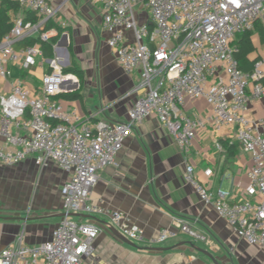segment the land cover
Here are the masks:
<instances>
[{
    "label": "built area",
    "instance_id": "obj_1",
    "mask_svg": "<svg viewBox=\"0 0 264 264\" xmlns=\"http://www.w3.org/2000/svg\"><path fill=\"white\" fill-rule=\"evenodd\" d=\"M14 1L39 20H16L0 44V80L10 85V92L0 96V165L11 168L33 157L41 168L57 165L70 179L61 189L63 218L51 240L32 246L20 236L0 252V264H87L105 225L76 219L85 215L106 220L144 248L162 247L179 235L206 242L184 221L147 238L125 212L91 201L100 172L116 165L134 129L153 116L184 148L202 131L235 130L236 141L252 162L246 193L261 202L236 201L233 191L211 192L198 181L193 165L187 166L185 180L241 239L264 249V118L249 117L251 105L264 102V58L256 60L251 72L242 71L234 58L240 33H254L258 26L264 31V0H96L110 33V49L126 75L141 70V81L134 88L140 96L128 121L93 124L57 99L80 85L76 76L64 73L59 57L47 61L51 71L43 76L38 94L21 80H10V66L28 70L36 65L42 42L54 35L50 22L58 12L48 0ZM140 10L148 11V20L140 21ZM32 32H39V43L14 48ZM198 100L207 101L210 115L186 114L187 103Z\"/></svg>",
    "mask_w": 264,
    "mask_h": 264
},
{
    "label": "crops",
    "instance_id": "obj_2",
    "mask_svg": "<svg viewBox=\"0 0 264 264\" xmlns=\"http://www.w3.org/2000/svg\"><path fill=\"white\" fill-rule=\"evenodd\" d=\"M1 2V0H0ZM58 10L53 26L56 40L47 46L36 65L28 70L10 66L11 81L21 80L34 94L39 93L43 76L50 73L48 60L59 57L65 69L73 66L84 72V80L72 92L81 98L57 99L65 109H76L87 123L128 121V112L139 94L134 88L141 81V70L128 76L108 45L110 33L104 29L101 4L96 0H48ZM28 10L22 9L13 18L25 20ZM140 21L148 20L147 10H140ZM61 23H64L63 27ZM258 30V29H257ZM253 33L257 48L252 58H264V41ZM131 34H128V38ZM39 39V32L23 37ZM20 42L14 48L20 50ZM10 92L9 82L0 80V96ZM72 92H66L72 93ZM188 116L210 115L205 100L188 102ZM250 118H264V102L253 103ZM1 143V142H0ZM193 165L198 181L211 192L219 189L235 192V199L259 204L257 197L246 193L250 186L248 171L251 158L235 139V130L202 131L187 147L178 145L167 127L156 116L136 127L118 154L116 165L102 170L91 194V201L110 210L128 214L132 223L147 238L161 229L175 227L179 221L189 223L206 242H194L184 235L159 247L164 252L132 248L107 227L104 219L77 216L79 221L98 220L104 232L94 244L95 254L87 264H214L192 248L191 244L210 252L220 264H264V249L241 239L227 220L220 218L212 206L205 205L196 190L185 180L186 168ZM212 175L208 176L207 172ZM70 176L57 165L41 168L33 157L15 167L0 165V252L23 236L26 244L38 246L51 240L60 224L61 189ZM100 223V224H101ZM102 224V225H103ZM158 248V249H159ZM144 249V250H143Z\"/></svg>",
    "mask_w": 264,
    "mask_h": 264
},
{
    "label": "trees",
    "instance_id": "obj_3",
    "mask_svg": "<svg viewBox=\"0 0 264 264\" xmlns=\"http://www.w3.org/2000/svg\"><path fill=\"white\" fill-rule=\"evenodd\" d=\"M21 10V7L14 1V0H1L0 2V44L2 43L4 37L9 34L12 29L15 26L14 16L19 13ZM27 17L25 20H23V24L31 23L36 24L38 22L37 15L32 11H27ZM51 26L50 28H52ZM258 34L264 41V31L261 26L257 27ZM58 37L53 36L50 41L48 42H42V49L44 50L47 46L52 45V40H56ZM40 40H32L31 38H25L21 40V43H19L22 47L32 46L36 43H39ZM234 45L236 47V52L234 53V58L238 62L239 67L244 72H251L254 68V64L256 60H258L260 57L257 56L255 58H252V56L257 53V48L254 45L253 42V33L252 32H243L240 33L235 42ZM65 74H74L76 75L81 83H83L84 80V72L77 66H73L72 68L65 69ZM64 97H66L69 100H78L81 98L80 91L62 94ZM60 95V96H62Z\"/></svg>",
    "mask_w": 264,
    "mask_h": 264
},
{
    "label": "water",
    "instance_id": "obj_4",
    "mask_svg": "<svg viewBox=\"0 0 264 264\" xmlns=\"http://www.w3.org/2000/svg\"><path fill=\"white\" fill-rule=\"evenodd\" d=\"M24 38L19 39L18 41H16L14 44L20 42L21 40H23ZM107 227L113 232L114 235H116L122 242H124L125 244H127L128 246L132 247V248H137L139 249L134 243L130 242L129 240H127L126 238H124L115 228L111 227L110 225H107ZM192 248H194L196 251L201 252L202 254H205L206 256H208L214 264H220L218 262V260L210 253L207 252L197 246H194L193 244H191ZM144 250V249H143ZM167 249H158V248H154V249H146L145 251H152V252H164Z\"/></svg>",
    "mask_w": 264,
    "mask_h": 264
}]
</instances>
